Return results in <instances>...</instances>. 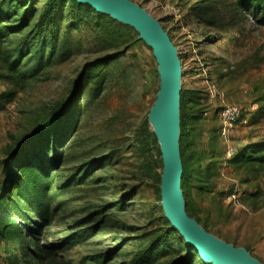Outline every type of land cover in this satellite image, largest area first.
<instances>
[{
	"label": "rangeland",
	"instance_id": "374dc122",
	"mask_svg": "<svg viewBox=\"0 0 264 264\" xmlns=\"http://www.w3.org/2000/svg\"><path fill=\"white\" fill-rule=\"evenodd\" d=\"M133 1L160 20L181 61L187 213L264 262V0ZM0 24L3 48L16 54L23 44L19 68L29 74L18 86L0 78V92L15 90L0 110V196L10 189L5 163L33 159L37 144L51 194L46 224L0 199V264L7 250L21 264H215L162 207L149 120L160 78L138 30L78 0H0ZM225 104L240 107L227 137Z\"/></svg>",
	"mask_w": 264,
	"mask_h": 264
},
{
	"label": "water",
	"instance_id": "95a60500",
	"mask_svg": "<svg viewBox=\"0 0 264 264\" xmlns=\"http://www.w3.org/2000/svg\"><path fill=\"white\" fill-rule=\"evenodd\" d=\"M133 25L139 37L151 45L158 64L159 87L149 120L160 143L163 167L161 203L172 226L202 259L215 264H264L246 247L235 245L207 231L185 208L180 186L181 159L178 145L181 61L176 45L160 20L133 0H78Z\"/></svg>",
	"mask_w": 264,
	"mask_h": 264
},
{
	"label": "trees",
	"instance_id": "16d2710c",
	"mask_svg": "<svg viewBox=\"0 0 264 264\" xmlns=\"http://www.w3.org/2000/svg\"><path fill=\"white\" fill-rule=\"evenodd\" d=\"M259 1H257L258 3ZM4 25L0 24V78L5 79L11 82L14 85H21L26 77H28V73L25 70H21L19 68L20 65V54L24 49L23 44H21V50L14 54L11 51L3 48L2 46V29ZM42 48H36V57L38 66L42 63ZM14 89L9 88L2 92H0V110L5 107V104L10 101L14 96ZM45 142H49L53 147L57 144L55 139L49 138L48 135L44 136ZM36 145L35 156L33 159H25L23 161H11L10 159L5 163L3 167V171L5 174H9L8 179V187L7 190L1 194L0 199L5 206L6 211H10V209L17 206L23 211V216L26 219L30 220L31 217L28 216L26 212V208L31 209L39 219L41 223H48V210H49V199L51 197L50 192H48V176L44 171L43 167L46 164L45 157H43V153L40 149L43 146ZM33 153V152H32ZM12 159V158H11ZM24 203V207L19 203ZM25 212V213H24ZM34 220V219H33ZM32 220V221H33ZM37 222V221H35ZM36 224V223H35ZM15 225V224H14ZM11 226V230L16 231L15 226ZM33 230H36V226H34ZM1 236H5L4 232H0ZM75 242V241H74ZM25 254L28 252V241L23 240L22 246ZM8 255L7 259L9 264H21L19 256L13 252L12 250H7Z\"/></svg>",
	"mask_w": 264,
	"mask_h": 264
},
{
	"label": "built area",
	"instance_id": "2783aa9c",
	"mask_svg": "<svg viewBox=\"0 0 264 264\" xmlns=\"http://www.w3.org/2000/svg\"><path fill=\"white\" fill-rule=\"evenodd\" d=\"M240 115V107L238 104H225L218 110V117L222 123L221 134L223 137H227V134L232 127V124L238 119ZM227 154L232 153V146L228 145Z\"/></svg>",
	"mask_w": 264,
	"mask_h": 264
},
{
	"label": "crops",
	"instance_id": "0c3cea01",
	"mask_svg": "<svg viewBox=\"0 0 264 264\" xmlns=\"http://www.w3.org/2000/svg\"><path fill=\"white\" fill-rule=\"evenodd\" d=\"M261 240L263 241V244H264V236L261 237Z\"/></svg>",
	"mask_w": 264,
	"mask_h": 264
}]
</instances>
